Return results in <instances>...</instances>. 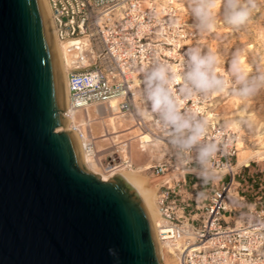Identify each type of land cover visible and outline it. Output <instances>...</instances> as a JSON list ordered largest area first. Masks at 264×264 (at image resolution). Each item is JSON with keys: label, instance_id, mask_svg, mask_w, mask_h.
<instances>
[{"label": "built area", "instance_id": "built-area-1", "mask_svg": "<svg viewBox=\"0 0 264 264\" xmlns=\"http://www.w3.org/2000/svg\"><path fill=\"white\" fill-rule=\"evenodd\" d=\"M45 3L54 38L67 54V107L73 112L70 124L81 141L82 154L96 160L106 175L136 169L126 154L129 136L109 134L100 140L82 130L89 124L86 109L114 101L116 114L130 118L131 128L157 139L160 134L152 118L137 115L141 106L137 95L142 87L141 69L156 59L179 70L183 53L190 47L187 42L195 35L181 20L172 0ZM212 97L183 101L182 107L205 117ZM61 115L65 116V111ZM207 138L221 147L213 162L220 178L208 188H200V178L191 170L193 162L181 163L166 143L163 159L143 170L157 179L155 204L161 224L156 234L174 250L177 264H248L258 251H264V224H254L249 229L231 206L233 199H246L240 189L242 178L238 179L233 167L240 136L208 122ZM201 192L205 198L198 202ZM260 200V196L255 197L249 203L256 205L255 211L264 220V201Z\"/></svg>", "mask_w": 264, "mask_h": 264}, {"label": "water", "instance_id": "water-1", "mask_svg": "<svg viewBox=\"0 0 264 264\" xmlns=\"http://www.w3.org/2000/svg\"><path fill=\"white\" fill-rule=\"evenodd\" d=\"M63 110L42 0H0V264H161L137 194L56 132Z\"/></svg>", "mask_w": 264, "mask_h": 264}, {"label": "clouds", "instance_id": "clouds-1", "mask_svg": "<svg viewBox=\"0 0 264 264\" xmlns=\"http://www.w3.org/2000/svg\"><path fill=\"white\" fill-rule=\"evenodd\" d=\"M187 6L193 27L199 33H212L218 16L234 29L244 26L257 4L256 0H188ZM183 57L179 70L167 61L156 59L141 69L142 87L137 93L141 106L137 108V115L152 118L160 134L156 143H166L181 163L192 161L195 167L191 170L203 183L214 184L220 178L213 167L220 144L207 138L208 120L191 108L182 107V102L219 94L248 100L264 90V67L257 65L250 73L243 65L241 51L237 50L228 61L226 71L221 73L219 56L198 44L189 47ZM204 198L203 192L197 196L198 202ZM231 206L237 209L239 220L249 229L254 224H264L255 211V204L233 199ZM109 253L115 256L113 250L109 249ZM248 264H264V251H258Z\"/></svg>", "mask_w": 264, "mask_h": 264}, {"label": "rangeland", "instance_id": "rangeland-1", "mask_svg": "<svg viewBox=\"0 0 264 264\" xmlns=\"http://www.w3.org/2000/svg\"><path fill=\"white\" fill-rule=\"evenodd\" d=\"M187 3L188 0H172V5L176 8L181 20L195 35L187 44L190 47L198 44L203 49H210L216 53L220 58L219 72L224 73L226 71L228 61L237 50L241 51L243 65L250 73L255 71L257 65L264 67V0H256L257 7L244 26L234 29L226 25L218 16L216 29L212 33H199L193 27V20ZM108 111L109 109L106 105L104 107H92L85 112V116L88 114L90 119L97 120L92 125L90 124V130L94 137L101 133L102 126L108 129ZM205 114L208 122L220 124L239 134V142L241 143L238 145V157L245 158V155L249 157L252 153L264 151V90L244 101L223 94L213 95L211 104ZM100 117L101 119H99ZM114 121L115 127L119 132L128 130L127 126L131 124L130 120L122 118H117ZM232 121H237L238 127L233 126ZM136 133L138 134L137 131H133L131 134L121 137H131V135L134 136ZM130 142H132L130 146L132 164L136 167L134 171L138 176L145 177L148 186H154L153 191L150 193L154 195L157 179L150 176L147 172L139 171L147 162L151 164L161 161L167 152L166 147L159 143L156 146L142 148L136 138L131 139ZM243 166H247V168L244 169ZM94 168L99 170L96 167ZM234 170L238 174V179L242 178L240 189L246 196L245 202H252L255 197L260 196V201L263 203L264 154L258 158L246 161L242 166L236 167ZM199 184H201V189L209 187V184H204L201 179H199ZM164 259L167 264H177L176 258L168 253L167 248H164Z\"/></svg>", "mask_w": 264, "mask_h": 264}, {"label": "bare ground", "instance_id": "bare-ground-1", "mask_svg": "<svg viewBox=\"0 0 264 264\" xmlns=\"http://www.w3.org/2000/svg\"><path fill=\"white\" fill-rule=\"evenodd\" d=\"M42 3L44 6V9H45V13H46L48 23L50 26V30L52 33V37L54 40L57 58H58L59 70H60V74H61V78H62V84H63V90H64V110L63 111H65V116H63V118L66 119L67 124L64 128H62V127L57 128L56 132L64 130V131H71L73 133L74 138H75L76 143H77L78 152H79L82 167L87 172L91 173L92 175L98 176V179H100V181H103V182L107 181L112 176H118L119 178H121L122 180L127 182V184L133 189V191L139 197L141 204H142V206H143V208H144V210L148 216V219L150 221L158 259H159L161 264H167L165 262V259H164V248H167L168 253L171 254L174 258H176V254H175L174 250L171 247H169L165 242L160 241L157 237V234H156L157 228L160 226L161 221H160V218L158 216V212H157V208H156V204H155V194L154 195L150 194L153 191L154 186H148L146 184L145 177L138 176L134 170H130V171L118 170V172H115L111 175H106V174H104L103 171L100 170L101 168L99 167L96 160H92V159L88 158L87 156L82 154V152L80 150V142L81 141L79 140L77 133L74 132V130H72V127L70 124V122L73 119V116H72L73 112L70 109H68L67 100H66V86H65V70L66 69H65V66L67 65V54H66L65 48L62 45H60L59 43H57L55 38H54L52 25H51V21L49 18V12H48V8H47V5L45 3V0H42ZM106 105L108 106V109H109V111H108V113H109V118H108L109 127L107 129L106 127L102 126V131L96 138H100V140H104V138H101V137H103V136L106 137L109 134H112L115 137H119L120 135L123 136L126 134H131L133 131H136L135 129L131 128V126L129 125V126H127L129 128L128 130L126 129L124 131L119 132L115 127V121L114 120H116L117 118H122L124 120L129 121L130 118H127V117L123 118V117H120L119 115L116 114V108H115V102L114 101H110ZM88 109H90V108H87L86 111ZM85 117H87L89 124H88L87 128L84 126L82 130H84L86 133H89L90 135H92L91 130H90L91 129L90 124L92 125V123H94L97 120L90 119L88 117V114ZM99 119H101V117ZM232 125L235 127H238L237 121H234ZM100 135H102V136L99 137ZM133 138L138 139L139 143L142 145V148H147L148 146H156L157 144H159V143H156L157 139L151 137L150 134H148V133H138V134L136 133L134 136L131 135L130 141ZM131 143L132 142H130L128 148H126V154H127L128 158L130 159V161L132 162V157L130 154L131 153V147H130ZM160 143L165 146V143H162V142H160ZM240 143L241 142L237 143L238 152H239L238 145ZM238 152L236 154V162L233 166L234 168L242 166L246 161H248L250 159L258 158L264 154V151L255 152V153L250 154L249 157H248V155H247V157L245 155V158H242V157H238ZM237 157H238V159H237ZM148 165H149V162H147L139 172H143V170ZM94 167L98 168L99 170L95 169ZM121 170H123V169H121Z\"/></svg>", "mask_w": 264, "mask_h": 264}]
</instances>
